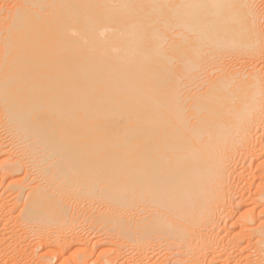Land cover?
Returning <instances> with one entry per match:
<instances>
[{"label": "bare ground", "instance_id": "bare-ground-1", "mask_svg": "<svg viewBox=\"0 0 264 264\" xmlns=\"http://www.w3.org/2000/svg\"><path fill=\"white\" fill-rule=\"evenodd\" d=\"M29 258L264 264V0H0V264Z\"/></svg>", "mask_w": 264, "mask_h": 264}, {"label": "rangeland", "instance_id": "rangeland-1", "mask_svg": "<svg viewBox=\"0 0 264 264\" xmlns=\"http://www.w3.org/2000/svg\"><path fill=\"white\" fill-rule=\"evenodd\" d=\"M29 242H30V241H29ZM29 242H28V243H29ZM28 243H27V244H28ZM44 250H45V249H44ZM44 250L42 249L40 252L42 253V252H44ZM27 253H29V252H27ZM27 259H28V258H27ZM27 259H26V260H27ZM26 260H25V262H30L31 259L29 258V260H27V261H26ZM31 261H32V263L30 262L29 264H35L36 259H35V260L33 259V260H31ZM33 261H34V263H33Z\"/></svg>", "mask_w": 264, "mask_h": 264}]
</instances>
